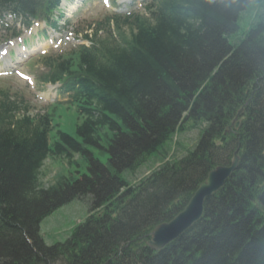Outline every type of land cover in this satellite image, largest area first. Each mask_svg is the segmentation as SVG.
Listing matches in <instances>:
<instances>
[{
    "label": "trees",
    "instance_id": "16d2710c",
    "mask_svg": "<svg viewBox=\"0 0 264 264\" xmlns=\"http://www.w3.org/2000/svg\"><path fill=\"white\" fill-rule=\"evenodd\" d=\"M58 3L0 0V12L28 25ZM145 10L88 24L89 46L43 59L41 80L61 82L79 115L76 136L60 129L49 144L54 115L29 117L0 90V264H264V0H150ZM234 153L237 169L202 217L160 251L146 246ZM47 158L81 160L85 172L44 186ZM73 200L90 213L47 245L41 220Z\"/></svg>",
    "mask_w": 264,
    "mask_h": 264
},
{
    "label": "rangeland",
    "instance_id": "374dc122",
    "mask_svg": "<svg viewBox=\"0 0 264 264\" xmlns=\"http://www.w3.org/2000/svg\"><path fill=\"white\" fill-rule=\"evenodd\" d=\"M108 0H88L86 3H84L80 9L77 11L76 15H73L72 11L70 12L67 9V13L71 14V19H72V24L75 23V26L77 23L86 24L94 22L95 20L102 18L106 14H109L110 12L113 11H121V10H126L128 6V1L127 0H122L118 1L117 3L121 2L123 5L121 6V9H119V6H113L110 3H107ZM134 10L141 11L143 8V3L139 0L133 4ZM75 6V5H74ZM241 27L243 29H246L249 25L248 21L244 19H240L239 21ZM21 28V26H20ZM22 29V28H21ZM44 29V26L42 23L35 24L34 27H32V32L31 35H34L35 33H39ZM25 31V36H29L28 32ZM30 32V31H29ZM62 32H59V35ZM3 32H0V35H2ZM57 36V33L49 31L48 37H46L44 40H38L37 43L36 40L33 44H31L33 47H40L42 48L39 51H45L47 50V47L50 46L48 42L51 40H54L55 37ZM23 38V36H21ZM2 37L0 36V48L4 45H6L7 42H4L1 40ZM35 44H38L35 45ZM55 44H57L55 42ZM76 44L74 41H68V43H64L61 45L60 51H65L67 48H71V45ZM16 61H11L9 62L10 65H12L13 69L15 70L14 72L12 71L11 73L4 74L0 76V88L3 90H8L10 93H17L20 94L24 97L25 101L33 107V109L36 108H44L46 106L51 107L52 101H43V95L46 93L48 90H50V87L44 86L42 89L40 88V85L36 88H34L31 83V79H23L21 78L18 74L17 71L20 70L21 72H27L30 73V75H36L38 71L42 70V67L39 65V61L36 57L34 59H30L29 61L26 60L25 62H20V56L18 51L16 50ZM36 60V61H34ZM1 67H5L4 65H1ZM33 68V69H32ZM35 70V72L33 71ZM25 72V73H26ZM26 73V74H27ZM27 75V76H30ZM33 81V77L30 76ZM36 95L39 96V98H36ZM67 111V112H66ZM68 111H71L68 106L66 107L65 105H59L57 106L56 112L62 115V118H60V122H62L61 129L68 134L72 136H76L75 132V124L77 123V116L76 114L72 116L71 114L68 115ZM243 111V107H240L238 110L237 114L235 115V118L232 122V124L235 121H238V117ZM58 115V114H57ZM238 116V117H237ZM187 128H188V124ZM186 128V127H185ZM189 130V129H186ZM194 131H186L182 135L184 138V144H189L194 138ZM100 157V154L98 155ZM77 160V157H75ZM74 160V161H75ZM105 161V158L102 159ZM153 163V164H150ZM159 163L158 160L155 158L152 160H149L140 168L137 172L135 173L136 176L142 177L145 176L149 173V170H151L152 167L150 166H155ZM80 164L82 167L79 169ZM155 164V165H154ZM85 167L86 164L82 163L81 160L77 166L73 164H66L63 160L61 159H52V158H47L43 162V168L41 169V177H40V183L44 186L48 185L49 183L53 182L55 176L57 177L59 174H64V175H71L75 176V172L80 170V172H85ZM140 172V173H139ZM133 175V174H132ZM126 179H129V177L125 176ZM130 181V179H129ZM90 212L88 211V206L79 200H73L69 202L68 204L63 205L62 207L58 208L55 210L52 214L48 215L45 217L41 223H40V233L47 245H51L56 242H62L65 239H67L74 228L77 226L79 222H82L85 217L89 214Z\"/></svg>",
    "mask_w": 264,
    "mask_h": 264
},
{
    "label": "water",
    "instance_id": "95a60500",
    "mask_svg": "<svg viewBox=\"0 0 264 264\" xmlns=\"http://www.w3.org/2000/svg\"><path fill=\"white\" fill-rule=\"evenodd\" d=\"M233 124L235 127L239 125L238 121ZM237 161L238 156L234 153L229 165L218 166L209 171L206 179L197 187L195 195L186 204L184 210L175 215L172 220L157 225L151 232L147 244L153 249H161L195 223L202 216L204 200L222 186L225 179L237 166Z\"/></svg>",
    "mask_w": 264,
    "mask_h": 264
},
{
    "label": "bare ground",
    "instance_id": "6f19581e",
    "mask_svg": "<svg viewBox=\"0 0 264 264\" xmlns=\"http://www.w3.org/2000/svg\"><path fill=\"white\" fill-rule=\"evenodd\" d=\"M232 158H233V156H232ZM232 158H231V159H232ZM237 165H238V161H237ZM218 166H222V165H216V166H215L214 168H212L210 171H212L213 169H215V168L218 167ZM236 169H237V166L234 168V170H236ZM234 170H233V171H234ZM226 179H227V178H226ZM196 190H197V188H196ZM196 190L192 193V195H191L190 199L188 200V202H189V201L191 200V198L195 195ZM208 197H209V196H208ZM208 197H207V198H208ZM188 202H187V203H188ZM187 203H186V204H187ZM185 206H186V205H184V207H185ZM184 207H183L178 213L182 212V211L184 210ZM178 213H177V214H178Z\"/></svg>",
    "mask_w": 264,
    "mask_h": 264
},
{
    "label": "snow or ice",
    "instance_id": "6c2138e0",
    "mask_svg": "<svg viewBox=\"0 0 264 264\" xmlns=\"http://www.w3.org/2000/svg\"><path fill=\"white\" fill-rule=\"evenodd\" d=\"M24 78L28 79V77H24Z\"/></svg>",
    "mask_w": 264,
    "mask_h": 264
}]
</instances>
